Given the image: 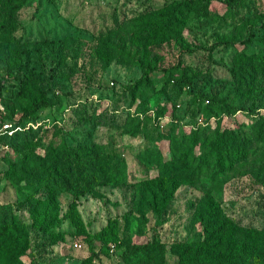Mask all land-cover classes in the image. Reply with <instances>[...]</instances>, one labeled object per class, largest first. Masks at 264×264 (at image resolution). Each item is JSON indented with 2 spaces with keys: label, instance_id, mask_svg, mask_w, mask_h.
<instances>
[{
  "label": "rangeland",
  "instance_id": "rangeland-1",
  "mask_svg": "<svg viewBox=\"0 0 264 264\" xmlns=\"http://www.w3.org/2000/svg\"><path fill=\"white\" fill-rule=\"evenodd\" d=\"M171 1L31 0L12 17L0 5V104L20 117L23 96L44 93L52 102L31 120L35 127L0 148V219L15 218L28 230L27 255L19 260L0 256V264H182L177 249L204 238L201 211L206 193L181 185L161 222L149 204L145 163L157 151L169 156V136L174 133L213 129L222 118L223 128L245 129L251 134L254 124L264 117V89L240 88L233 62L237 52L264 47L260 38L264 24L259 20L264 14V0H257L252 13L241 16L240 22L192 18L189 31L180 38L147 49L149 59L171 67L179 62L183 44L210 47L220 38H237L230 48H215L211 61L205 51L196 56L199 64L209 69H188L194 88L169 82L168 71L162 69L151 75L146 88L139 82L132 93L127 87L140 79L142 69L117 59L109 61L101 44L125 42L143 54V47L131 40L122 23ZM214 9L225 10L219 4ZM203 95L225 98L238 110L230 115L221 105L203 101ZM163 107L165 112L159 115ZM142 108L147 112L142 113ZM137 113H141V127L137 135H131L129 131L137 126L138 117L133 118ZM51 141L73 147L103 144L125 157L128 175L119 184L97 185L79 198L62 192L56 207L58 221L41 230L33 224L31 209L35 205L47 207L45 200L40 201L46 193L28 183L22 169L28 167V159L43 157ZM243 169V174L223 183L214 195L219 198L223 216L243 228L261 227L263 142L250 150ZM150 175L155 176L156 171L151 170ZM32 195L36 197L33 202ZM108 227L116 229L118 242L108 253L96 257L92 249L99 251L101 244L95 234ZM154 239L165 247L164 256L151 261L135 253L128 257L135 245Z\"/></svg>",
  "mask_w": 264,
  "mask_h": 264
},
{
  "label": "trees",
  "instance_id": "trees-1",
  "mask_svg": "<svg viewBox=\"0 0 264 264\" xmlns=\"http://www.w3.org/2000/svg\"><path fill=\"white\" fill-rule=\"evenodd\" d=\"M257 0H173L157 8H148L139 15L122 23V29L131 40L143 47V54L133 50L125 42L105 41L101 48L109 61L117 59L130 63L142 69L143 74L135 83L128 85L130 92H135L139 82H144L146 88L151 75L159 70L168 71V80L174 84L194 88V82L189 76L188 69L199 72L204 64H199L196 56L201 52L207 53L212 60L214 49L218 46L232 47L237 38H220L210 47L183 44L180 49L179 62L171 67H162L157 61L147 57V49L159 48L162 44L180 38L189 31L188 22L192 18L210 17L214 21H242L244 15H250ZM31 0H0V5L6 8L8 16H15ZM215 4L225 10L221 13L214 9ZM259 20L264 24V14ZM264 44V30L260 33ZM13 35H10L11 38ZM252 40V39H251ZM249 39V41H251ZM235 79L243 90L251 88L264 89V47L255 51L237 52L233 59ZM177 74L178 77H175ZM203 101L222 106V111L233 115L238 108L225 98L203 95ZM24 102L19 105L22 114L21 122L36 120L40 112L52 106L51 100L40 93L35 96H23ZM145 103V101H144ZM4 119L12 120L18 112L6 109ZM142 113L147 109L142 108ZM165 112V107L158 114ZM141 113L137 126L129 131L137 135L140 129ZM217 126L201 127L190 134H172L170 139V154L168 157L157 151L145 163L146 183L149 185V204L154 213L164 219L174 201V194L181 185L199 188L206 194L204 209L201 213L205 219L204 238L184 243L178 248L182 264H264V224L261 227L250 226L243 228L239 223L223 216L218 193L219 187L234 176L244 173L250 150L255 144L264 143V117L254 124L250 134L245 129L222 127V118H218ZM30 130V129H29ZM26 130V131H29ZM24 132L12 138L5 139L9 143ZM28 133V132H27ZM43 139V138H42ZM197 150L199 153H196ZM28 159V158H27ZM28 167L22 169L28 183L45 190L47 207L34 206L31 215L34 225L41 230H48L59 218L57 203L62 192H68L79 198L92 191L97 185L119 184L128 175V162L125 157L117 156L103 144L91 143L73 147L67 143L50 142L46 154L39 159H28ZM25 166V164L23 165ZM156 171L155 176L150 171ZM96 194V193H94ZM32 202L36 199L31 197ZM144 199H142V202ZM207 210V214L204 211ZM60 236L55 237L56 242ZM100 242L99 251L92 249L93 255L99 257L108 253L117 244L116 229L108 227L95 234ZM28 230L27 226L15 218L0 219V256L19 260L27 255ZM135 253L146 261L164 256L165 247L158 239L145 245H135L128 257Z\"/></svg>",
  "mask_w": 264,
  "mask_h": 264
},
{
  "label": "built area",
  "instance_id": "built-area-1",
  "mask_svg": "<svg viewBox=\"0 0 264 264\" xmlns=\"http://www.w3.org/2000/svg\"><path fill=\"white\" fill-rule=\"evenodd\" d=\"M5 112V107L0 104V148L8 146L5 143V139L12 138L21 132L29 130L31 127H35L33 121L21 122L20 117L17 116L12 120L4 119L3 115Z\"/></svg>",
  "mask_w": 264,
  "mask_h": 264
}]
</instances>
